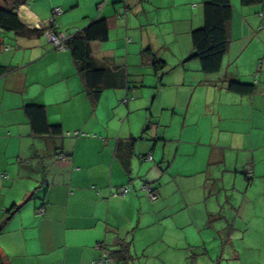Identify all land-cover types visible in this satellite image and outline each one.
<instances>
[{
  "label": "crops",
  "instance_id": "0c3cea01",
  "mask_svg": "<svg viewBox=\"0 0 264 264\" xmlns=\"http://www.w3.org/2000/svg\"><path fill=\"white\" fill-rule=\"evenodd\" d=\"M205 1L19 0L27 27L73 34L103 17L108 37L89 43L105 70L95 98L68 50L0 29L1 264H93L121 243L134 264H264V2L229 0L227 49L206 73L187 59ZM24 103L60 133L34 134Z\"/></svg>",
  "mask_w": 264,
  "mask_h": 264
},
{
  "label": "trees",
  "instance_id": "16d2710c",
  "mask_svg": "<svg viewBox=\"0 0 264 264\" xmlns=\"http://www.w3.org/2000/svg\"><path fill=\"white\" fill-rule=\"evenodd\" d=\"M240 2L246 5L253 2H264V0H240ZM18 3L19 0H13L8 6L0 5L1 30L13 31L19 36L32 37L40 36L45 31L53 28V23L40 26L39 28L25 26L17 16L16 7ZM230 16L231 4L229 0H207L203 3V24L190 32L192 53L187 58L198 60L201 71L212 73L219 70L227 49V23ZM107 37V22L105 18L101 17L92 20L87 26L74 32L64 41L65 49L70 52L83 78L84 87L95 98L102 89L101 82L105 70L94 65L89 43L95 40L102 41L107 39ZM143 52L146 55L147 50ZM149 57L151 67L155 73L165 69L166 63L163 60L155 57L153 53H150ZM226 87L237 93L249 94L254 89V83L240 82L232 79L227 82ZM124 100H127V97ZM22 109L34 134L60 133L58 125L47 122L43 105L24 103ZM245 175H250V173L245 171ZM110 256L120 264H134L133 257L128 252L125 244L121 243L119 249L113 251Z\"/></svg>",
  "mask_w": 264,
  "mask_h": 264
},
{
  "label": "built area",
  "instance_id": "2783aa9c",
  "mask_svg": "<svg viewBox=\"0 0 264 264\" xmlns=\"http://www.w3.org/2000/svg\"><path fill=\"white\" fill-rule=\"evenodd\" d=\"M54 13H58L60 9L56 7L54 10ZM52 20L47 23L52 24ZM44 35L46 36V39L51 43V45L57 49V50H64L65 49V39L69 37L71 34L68 33V31H58L55 29V25L53 24V28H50L49 30L44 32ZM66 134H71L73 136H85L86 133L78 132V131H72V132H66ZM149 157V156H148ZM60 159L64 160L66 159L65 156H60ZM250 173V171H247ZM141 190L145 192V194L150 198L154 199L155 194L151 190V188L143 183L140 186ZM130 187L129 185H120L116 187H110L108 189V195L111 196H123L129 191ZM110 262V256L105 252L104 249H101L99 252V255L93 260V264H109Z\"/></svg>",
  "mask_w": 264,
  "mask_h": 264
}]
</instances>
